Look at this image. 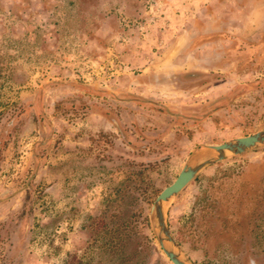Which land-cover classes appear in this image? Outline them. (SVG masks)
<instances>
[{
    "label": "rangeland",
    "instance_id": "obj_1",
    "mask_svg": "<svg viewBox=\"0 0 264 264\" xmlns=\"http://www.w3.org/2000/svg\"><path fill=\"white\" fill-rule=\"evenodd\" d=\"M262 128L264 0H0V264H172L155 197ZM167 221L191 264H264V146Z\"/></svg>",
    "mask_w": 264,
    "mask_h": 264
},
{
    "label": "water",
    "instance_id": "obj_2",
    "mask_svg": "<svg viewBox=\"0 0 264 264\" xmlns=\"http://www.w3.org/2000/svg\"><path fill=\"white\" fill-rule=\"evenodd\" d=\"M263 146L264 128L249 135L232 138L219 144L205 145L208 152L195 157L196 151H192L175 179L158 193L150 208V223L158 246L172 264L191 263L169 227L167 205L170 200L207 167L230 156Z\"/></svg>",
    "mask_w": 264,
    "mask_h": 264
}]
</instances>
